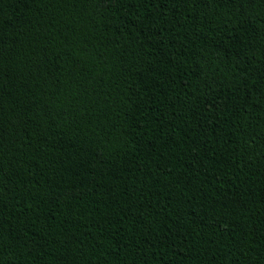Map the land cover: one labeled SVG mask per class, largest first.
Here are the masks:
<instances>
[{"label":"trees","instance_id":"trees-1","mask_svg":"<svg viewBox=\"0 0 264 264\" xmlns=\"http://www.w3.org/2000/svg\"><path fill=\"white\" fill-rule=\"evenodd\" d=\"M0 264H264V0H0Z\"/></svg>","mask_w":264,"mask_h":264}]
</instances>
